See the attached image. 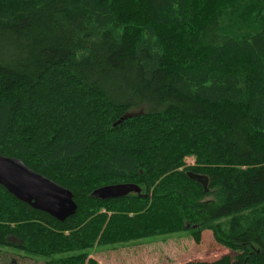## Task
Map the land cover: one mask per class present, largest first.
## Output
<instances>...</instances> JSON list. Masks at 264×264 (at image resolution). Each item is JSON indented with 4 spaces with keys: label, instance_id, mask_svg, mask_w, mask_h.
I'll return each mask as SVG.
<instances>
[{
    "label": "trees",
    "instance_id": "trees-1",
    "mask_svg": "<svg viewBox=\"0 0 264 264\" xmlns=\"http://www.w3.org/2000/svg\"><path fill=\"white\" fill-rule=\"evenodd\" d=\"M0 153L78 204L60 222L0 185V247L99 264L212 231L235 256L187 264H264V0H0ZM116 184L141 194L91 197Z\"/></svg>",
    "mask_w": 264,
    "mask_h": 264
},
{
    "label": "rangeland",
    "instance_id": "rangeland-1",
    "mask_svg": "<svg viewBox=\"0 0 264 264\" xmlns=\"http://www.w3.org/2000/svg\"><path fill=\"white\" fill-rule=\"evenodd\" d=\"M194 163L193 158L186 159L188 166ZM11 241L20 243L13 238ZM225 255L235 256V253L219 245L212 231H206L202 234L201 244L190 235L174 234L125 246L97 247L91 258L99 264H187L213 262ZM0 264H43V261L12 247H0Z\"/></svg>",
    "mask_w": 264,
    "mask_h": 264
},
{
    "label": "water",
    "instance_id": "water-1",
    "mask_svg": "<svg viewBox=\"0 0 264 264\" xmlns=\"http://www.w3.org/2000/svg\"><path fill=\"white\" fill-rule=\"evenodd\" d=\"M188 177L202 185L208 191L207 176L188 172ZM0 185L19 201L33 209L44 212L60 222L74 216L78 204L73 193L27 167L21 160L3 156L0 153ZM141 194V189L131 184H116L95 190L91 197L100 200H112L129 193ZM194 226L193 229H197ZM190 229V226L187 227Z\"/></svg>",
    "mask_w": 264,
    "mask_h": 264
},
{
    "label": "crops",
    "instance_id": "crops-1",
    "mask_svg": "<svg viewBox=\"0 0 264 264\" xmlns=\"http://www.w3.org/2000/svg\"><path fill=\"white\" fill-rule=\"evenodd\" d=\"M205 232H206V231H205ZM205 232H203V234H204Z\"/></svg>",
    "mask_w": 264,
    "mask_h": 264
},
{
    "label": "bare ground",
    "instance_id": "bare-ground-1",
    "mask_svg": "<svg viewBox=\"0 0 264 264\" xmlns=\"http://www.w3.org/2000/svg\"><path fill=\"white\" fill-rule=\"evenodd\" d=\"M145 192V191H144ZM86 258V257H85Z\"/></svg>",
    "mask_w": 264,
    "mask_h": 264
}]
</instances>
